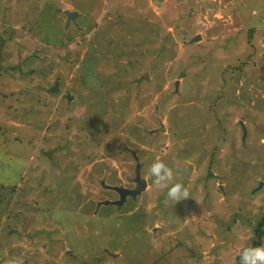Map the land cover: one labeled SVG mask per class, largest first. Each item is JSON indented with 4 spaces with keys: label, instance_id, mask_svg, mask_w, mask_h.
I'll list each match as a JSON object with an SVG mask.
<instances>
[{
    "label": "rangeland",
    "instance_id": "rangeland-1",
    "mask_svg": "<svg viewBox=\"0 0 264 264\" xmlns=\"http://www.w3.org/2000/svg\"><path fill=\"white\" fill-rule=\"evenodd\" d=\"M258 2L0 0V264H241L264 247ZM52 3L84 17L66 33ZM157 160L187 197L153 183ZM138 164L146 189L114 204Z\"/></svg>",
    "mask_w": 264,
    "mask_h": 264
},
{
    "label": "clouds",
    "instance_id": "clouds-1",
    "mask_svg": "<svg viewBox=\"0 0 264 264\" xmlns=\"http://www.w3.org/2000/svg\"><path fill=\"white\" fill-rule=\"evenodd\" d=\"M264 143V141H261ZM149 175L153 177V183L160 187H167L166 198L172 202H178L187 197V189L181 183H174L171 187L167 182L172 179L173 173L162 161H155L149 168ZM241 264H264V247H249L241 253Z\"/></svg>",
    "mask_w": 264,
    "mask_h": 264
},
{
    "label": "water",
    "instance_id": "water-1",
    "mask_svg": "<svg viewBox=\"0 0 264 264\" xmlns=\"http://www.w3.org/2000/svg\"><path fill=\"white\" fill-rule=\"evenodd\" d=\"M64 14L68 17L69 20L70 19H75L78 16V12H72V11H65ZM198 40H199V37H196L191 42L194 43V42H196ZM56 89L57 88L55 87V90ZM134 181L138 185L135 190H128V189L119 188V187H111L117 193H119L120 197H121V199L119 201H116L114 204L121 205L123 203V201L126 199V196L129 195V196H132L133 198H135L137 195L142 193L143 190L146 189L147 183H146V181H142L141 180V165H139V164L136 167V176H135ZM108 204H111V202L110 201L107 202V205Z\"/></svg>",
    "mask_w": 264,
    "mask_h": 264
},
{
    "label": "crops",
    "instance_id": "crops-1",
    "mask_svg": "<svg viewBox=\"0 0 264 264\" xmlns=\"http://www.w3.org/2000/svg\"><path fill=\"white\" fill-rule=\"evenodd\" d=\"M233 4H234V1L232 2ZM73 4H74V2H73ZM257 4H262L263 5V7H264V0H260V2H258V3H256V5ZM76 5V10H77V12H81L82 13V11H80L79 9H78V6H77V4H75ZM51 7V9H52V11H51V13L53 14V15H55L56 16V19H60L61 18V20L59 21V25L61 24V22H62V24H63V27H62V29L64 30V32H70V28H67V27H65V23L66 22H68L69 24H71L72 25V20L76 23V19H77V17H79L78 18V20H81L84 16L81 14V13H78V16L75 18V19H68V17L64 14V15H62V12H60V10L62 9V10H64V12L65 11H67V10H65V7L62 5V4H56V3H52V5L50 6ZM68 7V6H67ZM56 8H60V10L59 11H57V10H55ZM255 8V9H254ZM253 9L254 10H252L251 11V13H252V16H254L255 18L257 17V14L259 13L260 14V12H259V10H257L258 9V6H256V7H254ZM66 9H68V8H66ZM61 10V11H62ZM261 10H262V13H261V17L263 16L264 17V8L262 9L261 8ZM70 11V10H69ZM39 12V16H38V20L40 19H42V17H41V9L38 11ZM231 18V17H230ZM37 20V21H38ZM240 21V20H239ZM64 22V23H63ZM39 23L40 24H42L41 23V21H39ZM240 23H244V22H242V21H240ZM227 28H230V25H227L226 26ZM80 29H81V27H79ZM41 31L44 29V27L42 26V29L41 28H39ZM53 32V31H52ZM52 34V33H51ZM52 36H54V35H52ZM51 35H50V38L52 37ZM46 42H49L50 41V39L48 40V39H46L45 40Z\"/></svg>",
    "mask_w": 264,
    "mask_h": 264
},
{
    "label": "trees",
    "instance_id": "trees-1",
    "mask_svg": "<svg viewBox=\"0 0 264 264\" xmlns=\"http://www.w3.org/2000/svg\"><path fill=\"white\" fill-rule=\"evenodd\" d=\"M42 25V24H41ZM49 43V42H48ZM60 45V44H59ZM58 45V46H59ZM182 74H184V73H182ZM60 101V100H59ZM63 103V101H60V105H59V113L57 114V116H60V115H62L63 113H61L62 112V109H60L61 108V106L63 107L64 105H61ZM64 104V103H63ZM42 109H44V108H42ZM37 113V112H36ZM31 114V113H30ZM263 224H264V219H263V221L261 222V224H260V226L259 227H261V226H263ZM14 232V231H13ZM263 235V233L262 232H260L259 233V236L261 237ZM257 246H259V242L257 243V244H255L254 245V247H257ZM240 261H241V258L239 259Z\"/></svg>",
    "mask_w": 264,
    "mask_h": 264
},
{
    "label": "bare ground",
    "instance_id": "bare-ground-1",
    "mask_svg": "<svg viewBox=\"0 0 264 264\" xmlns=\"http://www.w3.org/2000/svg\"><path fill=\"white\" fill-rule=\"evenodd\" d=\"M141 180H142V179H141ZM142 181H144V180H142ZM146 183H147V182H146ZM137 186H138V185H137ZM136 188H137V187H136ZM134 190H135V189H134ZM143 191H144V190H143ZM143 191H142V192H143ZM118 194H119V193H118ZM140 194H141V193H140ZM119 196H120V194H119ZM120 199H121V197H120ZM125 200H126V199H125ZM125 200H124V201H125ZM124 201H123V202H124Z\"/></svg>",
    "mask_w": 264,
    "mask_h": 264
}]
</instances>
